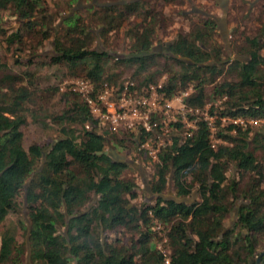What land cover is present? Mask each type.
<instances>
[{"label":"trees","instance_id":"16d2710c","mask_svg":"<svg viewBox=\"0 0 264 264\" xmlns=\"http://www.w3.org/2000/svg\"><path fill=\"white\" fill-rule=\"evenodd\" d=\"M76 2L69 0L68 6ZM84 11L88 22L73 12L48 27L44 0H0V41L33 54L51 39L55 56L49 63L63 68L67 78L88 81L91 97L103 84L121 87L124 80L115 72L120 64L131 70L126 80L137 90L161 76L159 91L165 97L189 86L186 107L202 110L221 101L207 112L219 142L212 144L202 118L195 119L188 137L171 136L152 165L147 186L153 198L135 204L132 166L97 155L108 143L118 154L129 153L127 145L136 143L132 134L97 132L83 98L65 91L59 114L43 115L59 127L58 135L44 147L33 144L25 150L21 129L27 117L37 120L32 106L41 110L38 102H47L57 89L38 90L35 72L13 74L0 62V264H21L23 256L25 264H255L264 252V132L252 129L249 121L264 120V31L244 36L231 47L236 57L223 58L214 41L215 22L201 17L168 46L169 54H161L152 51V43L162 14L151 2L109 0ZM130 19L140 21L125 32V58L92 48L96 38L106 42ZM13 21L18 27L6 35L2 25ZM238 120L242 123H234ZM192 191L196 201L165 197L169 192L187 200ZM234 210V221L225 228ZM8 216H17L16 221L3 228ZM19 229L27 236L21 243L16 241ZM161 241L167 253L156 248Z\"/></svg>","mask_w":264,"mask_h":264},{"label":"rangeland","instance_id":"374dc122","mask_svg":"<svg viewBox=\"0 0 264 264\" xmlns=\"http://www.w3.org/2000/svg\"><path fill=\"white\" fill-rule=\"evenodd\" d=\"M108 1L109 0H84V2H79L78 5H72L70 7L68 6L69 0H44V6L50 12L45 23L48 27H54L59 24L62 18L61 16H67L71 10L79 14L85 22H88V13L85 12L84 9L88 6L100 5ZM142 1L151 2L153 9L162 14V27L152 43V50L156 53L167 54L168 46L175 41L178 35H184L190 30L192 21H194V23L200 21L203 13L211 15L217 20L214 41L217 45L221 46L224 52L222 57H225V55L230 59L236 57L231 51L233 44H240L244 36H258L260 31H264V0H190L192 8L189 7L186 0H183V3L177 6H166L158 0ZM222 1H225L226 9L224 14L219 8V4ZM187 14H190L189 17ZM130 20L132 21L125 23L117 32L110 33L106 42L96 38L92 43V48L97 51L107 52L111 57H115L116 59L125 58L127 55L126 50L128 43L125 32L129 26H133L140 21V19ZM18 24L17 21H13L7 25H1L5 29L7 35L11 31L16 30ZM92 30L93 33H98L97 29L94 28ZM15 48L19 50L16 51ZM52 56H55V53L51 39L44 41L42 46L34 51L33 54L31 50H27V48L22 49L18 45L6 48V45L0 41V62L8 66L10 73L18 74L22 70L33 71L36 77L35 86L38 90L48 87H55L57 89V93L50 97L47 102H38L37 107H40L41 110L36 111V107L32 106V111L37 113V120L33 121L27 117V123L21 129V145L25 150L28 146L33 144L44 147L58 135L57 131L59 127L52 125L48 118L43 120V115L52 116L54 114H59L64 108V104L60 101L59 97L60 93L68 91L69 88L63 85V82L72 79L64 76L65 71L63 68L49 63V58ZM240 60L243 59L240 58ZM109 66H112V62L109 63ZM115 72H120V79L124 81L131 74V70H128L121 64L115 67ZM162 78H164L165 81V77L161 76L156 79L155 83H158ZM220 102L221 101L217 100L213 104L206 103L196 116V118H203L206 116L207 120H210V126L212 127L210 133L213 143L219 142L213 138L217 129L214 128L212 124L214 118L209 117L207 112L210 106L213 108L218 107ZM236 122L238 124L242 123L240 120ZM220 123L222 125L226 124L224 119H221ZM249 123L252 129L264 132V120L255 122L249 121ZM76 129H79V127H76ZM177 134H180L179 131ZM119 135V137H122L121 134ZM131 138L136 142L135 147L128 144L127 146L130 147V152L125 154L119 153V155L126 159V163H135L140 169V172H138L133 168L134 173L132 176L135 178L138 186V198L134 203H148L151 201V198L146 192V186L152 176L153 164L148 157L144 156L142 153L143 151H140L142 150L140 149L141 139L138 138L137 140L133 135ZM105 150H107V146ZM139 173H141V175ZM192 192L194 194V191ZM165 197L168 198L170 196L166 194ZM188 198L186 202L197 200L196 196H192L191 199L190 197ZM234 217L235 213L233 211L227 216L223 226L225 228L231 226ZM16 218L17 216H8L3 223V228L14 225L13 223H15ZM24 236L25 234H23L20 229L16 230L17 243H21L25 240ZM162 244L163 241L156 243V248L163 253H167V250L163 248ZM21 264H25L24 256L21 258Z\"/></svg>","mask_w":264,"mask_h":264},{"label":"built area","instance_id":"2783aa9c","mask_svg":"<svg viewBox=\"0 0 264 264\" xmlns=\"http://www.w3.org/2000/svg\"><path fill=\"white\" fill-rule=\"evenodd\" d=\"M163 81L164 78L139 90L128 80H125L121 87L103 84L101 90L93 97L88 81L72 79L64 81L63 85L69 88L68 91L83 98L92 119L96 122L97 132L128 133L137 140L143 135L140 151H143L152 164H158L157 154L160 148L169 144L171 136H178L180 140L188 137L190 130L195 128V119L200 111L184 104V99L192 92L189 86L182 93L165 97L164 93L159 91ZM202 120L210 126V120H207L206 116ZM175 125L182 127V134L176 133ZM89 126L85 124L84 129L88 130ZM211 129L210 126V131Z\"/></svg>","mask_w":264,"mask_h":264},{"label":"water","instance_id":"95a60500","mask_svg":"<svg viewBox=\"0 0 264 264\" xmlns=\"http://www.w3.org/2000/svg\"><path fill=\"white\" fill-rule=\"evenodd\" d=\"M79 2H80V0H77V2H76L75 5H78ZM103 5H106V4H103ZM89 7H90V6H88L87 8H89ZM221 10H222L223 13L225 12V9H224L223 6H221ZM72 13H73V10H71L70 13H69L68 15H71ZM207 16L212 18V16H210V15H207ZM63 19H64V17H62V18L60 19L59 24L62 22ZM152 51H153V50H152ZM181 60L184 61V62H189V61H187V60H185V59H181ZM97 155H104V156H107V157H109L111 160H113V161H115V162H118V163L127 162L126 159H125L123 156H120V155L115 151V149H114L111 145H109V143H108V145H107V150H105V151H103V152H101V153H97ZM43 160H44V158H43V156H42V162H43ZM128 164H130V166H132V168H134L135 170H137L138 172H140V169H139V167H138L137 164H135V163H131V162H128ZM139 174L141 175V173H139ZM146 189H147V191H146L147 194H148V195L150 196V198L152 199L153 196H152L151 193H150L149 187L146 186ZM167 195L170 196V197H168V198L174 200L175 202H185V201H186V200H183V199H182V200H177V199L173 198V197L170 195L169 192L167 193ZM192 196L194 197V194H193ZM234 213H235V210H234ZM27 235H28V230H27ZM26 239H27V236H26ZM26 239H25V240H26ZM25 243H26V245H27V242H26V241H25ZM261 257H264V252H260V253L255 257V259H254L255 264H260V258H261ZM26 264H27V263H26Z\"/></svg>","mask_w":264,"mask_h":264},{"label":"flooded vegetation","instance_id":"af4514ba","mask_svg":"<svg viewBox=\"0 0 264 264\" xmlns=\"http://www.w3.org/2000/svg\"><path fill=\"white\" fill-rule=\"evenodd\" d=\"M186 2L189 4V7H191L192 8V6L190 5L191 3H190V0H186ZM221 6H223L224 7V9H226L225 8V1H222V2H220V4H219V8L221 9ZM194 10V9H193ZM221 12H222V10H221ZM223 13V12H222ZM225 13V12H224ZM223 13V14H224ZM207 15H209V14H206V13H203L202 15H201V17H203V18H209V19H211V20H213L214 22H215V25H216V29H217V24H216V19L214 18V17H208ZM211 16V15H210Z\"/></svg>","mask_w":264,"mask_h":264}]
</instances>
